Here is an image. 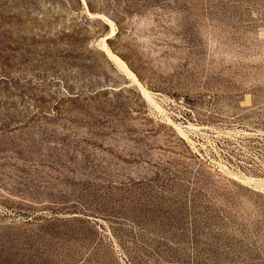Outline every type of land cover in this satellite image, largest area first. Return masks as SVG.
<instances>
[{
  "label": "rangeland",
  "instance_id": "374dc122",
  "mask_svg": "<svg viewBox=\"0 0 264 264\" xmlns=\"http://www.w3.org/2000/svg\"><path fill=\"white\" fill-rule=\"evenodd\" d=\"M231 175L264 181V0H0V264H264Z\"/></svg>",
  "mask_w": 264,
  "mask_h": 264
},
{
  "label": "bare ground",
  "instance_id": "6f19581e",
  "mask_svg": "<svg viewBox=\"0 0 264 264\" xmlns=\"http://www.w3.org/2000/svg\"><path fill=\"white\" fill-rule=\"evenodd\" d=\"M89 15H92L91 13H89ZM103 19L105 21L108 22V24L110 25V31L108 32L107 37H112L114 35L115 32V27L114 24L112 23V21H110L108 18L102 16ZM99 47L101 48V50L106 54V56L108 57V59L110 61H112L115 66L120 69L126 76L127 78H129L131 81L136 82L141 90V93L145 96V98L149 101V103H151L156 109L158 110H162L161 107L156 103V101L153 99V95L147 91L146 89H144L140 83L137 81L135 75L133 74V72L131 70L128 69V67L126 66V64L124 63L123 60H121L118 56H116L115 54H113L105 41V38H101L100 42L98 43ZM174 128L176 129V131L178 132V134H180L181 136L186 137L185 131L182 129L181 126L172 123ZM189 129H196L195 126L189 124ZM187 138V137H186ZM233 178L237 179L238 181L248 184V185H254V187L257 188H263L264 189V181L260 180V179H254L252 177H248V176H235V175H231Z\"/></svg>",
  "mask_w": 264,
  "mask_h": 264
}]
</instances>
